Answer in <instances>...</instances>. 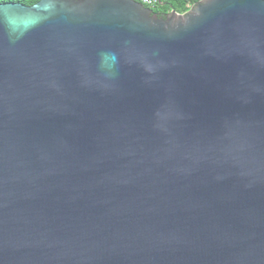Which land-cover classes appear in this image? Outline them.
<instances>
[{"label":"water","instance_id":"water-1","mask_svg":"<svg viewBox=\"0 0 264 264\" xmlns=\"http://www.w3.org/2000/svg\"><path fill=\"white\" fill-rule=\"evenodd\" d=\"M0 264H264V0L0 4Z\"/></svg>","mask_w":264,"mask_h":264},{"label":"trees","instance_id":"trees-1","mask_svg":"<svg viewBox=\"0 0 264 264\" xmlns=\"http://www.w3.org/2000/svg\"><path fill=\"white\" fill-rule=\"evenodd\" d=\"M38 1L39 0H0V4L19 3L25 6H31ZM199 1L200 0H156V3L148 8L152 10V13L158 16H164L170 13L171 10H174L178 14H183Z\"/></svg>","mask_w":264,"mask_h":264},{"label":"built area","instance_id":"built-area-1","mask_svg":"<svg viewBox=\"0 0 264 264\" xmlns=\"http://www.w3.org/2000/svg\"><path fill=\"white\" fill-rule=\"evenodd\" d=\"M135 1L141 3L145 7H151L156 3V0H135Z\"/></svg>","mask_w":264,"mask_h":264}]
</instances>
